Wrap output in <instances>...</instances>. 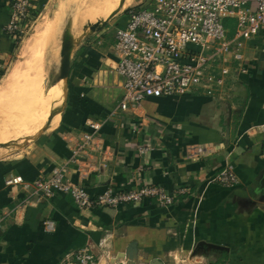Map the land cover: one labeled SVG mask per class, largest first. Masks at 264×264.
Here are the masks:
<instances>
[{"label":"crops","instance_id":"crops-1","mask_svg":"<svg viewBox=\"0 0 264 264\" xmlns=\"http://www.w3.org/2000/svg\"><path fill=\"white\" fill-rule=\"evenodd\" d=\"M9 1L0 0L4 66L17 45L3 33ZM40 1H33L31 15ZM126 19L112 18L73 48L55 127L29 144L0 148V264H61L81 248L99 264H264V28L243 42L245 72H231L223 87L122 110L113 44ZM91 121L102 127L79 167L70 162L72 150ZM193 147L207 153L196 159ZM141 148L148 151L140 156ZM226 164L234 167L235 187L214 180ZM62 166L67 180L92 196L108 186L143 185L183 194L170 207L144 200L79 211L68 196L36 200L22 185H5L13 177L47 178Z\"/></svg>","mask_w":264,"mask_h":264},{"label":"built area","instance_id":"built-area-1","mask_svg":"<svg viewBox=\"0 0 264 264\" xmlns=\"http://www.w3.org/2000/svg\"><path fill=\"white\" fill-rule=\"evenodd\" d=\"M33 1L10 0L7 4L9 19L3 26V33L17 45L32 24ZM126 15L125 25L115 29L113 44L114 71L121 79L123 90L118 106L122 110L127 106L140 107L147 99L184 97L196 88L211 93L209 89L224 86L231 72L244 73L243 42L264 28V0H150L146 6L132 9ZM225 19L234 20L232 33L224 27ZM1 72L0 69V78ZM87 126L90 132L82 134L70 159L79 167V156L96 146L95 138L102 124L91 121ZM147 151V148L137 150L140 156ZM206 153V149L200 147L190 150L196 159ZM104 167L103 163L100 168ZM214 180L229 187L239 184L231 164H226ZM5 185H22L23 189L31 191L30 198L36 200L54 194L68 196L79 211L140 205L144 200H153L159 207H170L183 194L182 191L168 193L159 186L143 185L126 191L108 186L92 196L81 184L67 180L63 166L55 168L47 178L26 183L21 177H13L5 180ZM44 227L52 230L49 222ZM61 264L99 262L87 248H81Z\"/></svg>","mask_w":264,"mask_h":264},{"label":"bare ground","instance_id":"bare-ground-1","mask_svg":"<svg viewBox=\"0 0 264 264\" xmlns=\"http://www.w3.org/2000/svg\"><path fill=\"white\" fill-rule=\"evenodd\" d=\"M117 10L118 7H115L114 3H110L109 0H93L89 2L87 8H84L83 12L81 13V19H83V21L87 20V24H94L107 20ZM76 17L78 18V16ZM77 24L79 25V22ZM82 34H84V32ZM79 37L80 35L78 37H75L76 39L72 41V43L75 44L74 42H77L76 40ZM41 43L38 47H44V44H42L41 46ZM45 53L48 54V57L44 56L43 60H39V62H44L45 70L43 71L42 69V72L34 73V78L30 80L27 77L25 82L27 83L26 85L23 84L24 86H22V84H20L21 82L19 81L21 79L18 80V75L15 74L11 76L8 81H6L3 87H0V142L10 143L12 141L11 138L13 137L15 130L18 133L25 132L24 134H26L27 131L30 132L32 128L34 131L32 130L33 132H31V137H34L42 129H45L47 131L54 128L58 123V118L63 108L62 105L64 104L65 98V91L63 90L62 85V80L64 78L55 76V80H51V83L47 87H43L45 83L43 72L47 71L49 74L51 73V77L60 66L58 54H55L52 51L51 47L46 48ZM55 77H51V79ZM21 86L23 90L20 88ZM15 88L16 90H14ZM18 128L19 131H17ZM16 134V138L17 136H20H16ZM19 139H21V137Z\"/></svg>","mask_w":264,"mask_h":264},{"label":"rangeland","instance_id":"rangeland-1","mask_svg":"<svg viewBox=\"0 0 264 264\" xmlns=\"http://www.w3.org/2000/svg\"><path fill=\"white\" fill-rule=\"evenodd\" d=\"M91 1H93V0H41L40 1L41 6L39 7L37 14L32 15L33 16L32 17V24L29 27V30L27 31L24 39H22V41L18 45L15 46L14 54L12 55V58L9 59L8 63L5 66L4 65L0 66V69L2 70L1 73H3L2 77L0 78L1 79L0 80V87H3L4 84L6 83V81H8L11 78V76H13L15 74L18 75V78H17L18 80L21 79V80H19L21 82L20 84H22V86H24L27 84V83H25L27 77L30 80V79L34 78V76H35L34 73L42 72V69L44 71L45 70L44 69V62L43 61L39 62V60L40 59L43 60L44 56L48 57V54L45 53L46 48L51 47L52 51L55 54L56 53L58 54V58L60 61V55L59 54H60V47L62 44V35H63L64 31L66 30L69 33L72 41H74L76 39L75 37H78L80 35V37L77 38V40H76L78 42V40L83 35L82 33L84 32L85 27H87V25H88L87 20L83 21V19H81L82 18L81 13L83 12L85 7L87 8V5ZM149 1L150 0H109L110 3H114V6L118 7V8L121 7L123 4L121 10L114 16V17H117L118 19L120 18V16L126 17L127 16L126 14L128 13V11H130L132 9H136L138 7L146 6L149 3ZM55 16H56V18H55ZM76 16H78V18ZM228 21L231 23L232 29H234V26H235L234 20L228 19ZM78 22H79V25L77 24ZM108 23L103 28L109 27ZM42 30H43V32H42ZM52 32H53V34H52ZM86 32H88L87 36L92 35V34H90L91 32L89 30H87ZM46 34H48V35H46ZM38 37H39V39L40 38H42V39L39 40ZM37 40H38V43H37ZM41 41H42V43H41ZM56 41H58V42H56ZM77 42H74L75 44H73V47L76 46ZM40 43H41V46H42V44H44V47L42 46L44 48V50L42 47H38L40 45ZM72 50H73V48H72ZM27 69H29V70H27ZM43 73H44L43 75L45 78L44 79L45 83H44L43 87L45 88L51 83V80L56 79L57 75L59 74V68L51 76V77L56 76L53 79H51V77H50L51 73L49 74L47 71H45ZM62 85H63V90L65 91L64 79L62 80ZM22 86L20 87L21 89H22ZM14 90H16V88ZM58 121H59V118H58ZM39 127H40V124H39ZM32 130L33 129L31 128L30 132L27 131L26 134H24L25 132L18 133L15 130V132L17 134L14 132V135L11 138L12 141L10 143H16L18 146H20V144L21 145L25 144L26 142H25L24 138L30 139L31 138V132L34 131V130L33 131ZM17 131H19V128L17 129ZM15 134H16V136L17 135H20V136H17V138H16ZM18 137L19 138L21 137L22 140L19 139ZM17 139H19V140H17ZM29 141H28V144L31 143V140H29ZM10 143L0 142V145H3V144L8 145Z\"/></svg>","mask_w":264,"mask_h":264},{"label":"water","instance_id":"water-1","mask_svg":"<svg viewBox=\"0 0 264 264\" xmlns=\"http://www.w3.org/2000/svg\"><path fill=\"white\" fill-rule=\"evenodd\" d=\"M122 6H123V4H122ZM122 6L119 7L118 10L115 13H113L107 20L102 21V22H97V23H94V24H88L87 27H85V29H84V34L78 40L76 45L80 42V40L84 36H86L88 34V32H86L87 30H89L91 32L90 34L100 31L112 18H114V16L121 10ZM72 48H73L72 40L70 38L69 33L65 30L63 35H62V44H61V47H60V54H59L60 55V66H59V74L57 75L59 78L60 77L64 78V84H65L64 105H65V101H66L67 78H68V75H69V59H70V55H71V52H72ZM61 112H62V110H61ZM45 131H46L45 129H42L36 136L31 137L30 139L26 138L25 142H28L29 140H31V141L35 140L37 137H39ZM15 146H18V145L16 143H10L8 145L7 144L0 145V148H8V147H15Z\"/></svg>","mask_w":264,"mask_h":264},{"label":"trees","instance_id":"trees-1","mask_svg":"<svg viewBox=\"0 0 264 264\" xmlns=\"http://www.w3.org/2000/svg\"><path fill=\"white\" fill-rule=\"evenodd\" d=\"M32 15H34V13H32ZM31 15V17H33ZM223 25H224V27L225 28H227L228 30H229V33H232V31H233V29H232V27H231V23L228 21V19H225L224 21H223ZM3 73H1V75H2Z\"/></svg>","mask_w":264,"mask_h":264}]
</instances>
